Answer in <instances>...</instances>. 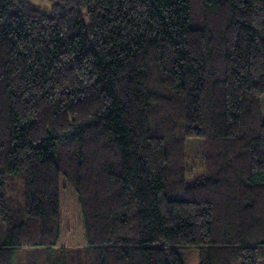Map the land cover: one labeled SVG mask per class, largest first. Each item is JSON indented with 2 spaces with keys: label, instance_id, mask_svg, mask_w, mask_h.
I'll return each mask as SVG.
<instances>
[{
  "label": "trees",
  "instance_id": "16d2710c",
  "mask_svg": "<svg viewBox=\"0 0 264 264\" xmlns=\"http://www.w3.org/2000/svg\"><path fill=\"white\" fill-rule=\"evenodd\" d=\"M263 97L264 0H0V264H264Z\"/></svg>",
  "mask_w": 264,
  "mask_h": 264
},
{
  "label": "rangeland",
  "instance_id": "374dc122",
  "mask_svg": "<svg viewBox=\"0 0 264 264\" xmlns=\"http://www.w3.org/2000/svg\"><path fill=\"white\" fill-rule=\"evenodd\" d=\"M34 5L46 14H52V7L55 0H33ZM262 119L264 123V97L262 102ZM189 185L204 171V141L191 138L187 141ZM20 201V197L18 199ZM0 235V240H1ZM185 264H200V252L198 249L181 251ZM85 258L83 248H55V249H34L24 248L17 252L13 264H50L62 259L64 264H80Z\"/></svg>",
  "mask_w": 264,
  "mask_h": 264
}]
</instances>
